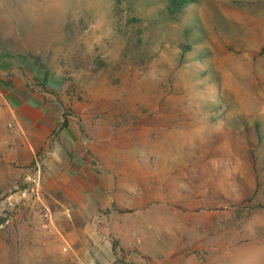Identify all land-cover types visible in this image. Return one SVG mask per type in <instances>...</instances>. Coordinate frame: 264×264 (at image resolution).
<instances>
[{
  "label": "rangeland",
  "instance_id": "1",
  "mask_svg": "<svg viewBox=\"0 0 264 264\" xmlns=\"http://www.w3.org/2000/svg\"><path fill=\"white\" fill-rule=\"evenodd\" d=\"M12 5L0 18V264H78L92 222L80 200L106 187L110 159L151 205L187 206L162 222L203 226L212 258L264 264V0L178 15L166 0Z\"/></svg>",
  "mask_w": 264,
  "mask_h": 264
},
{
  "label": "crops",
  "instance_id": "2",
  "mask_svg": "<svg viewBox=\"0 0 264 264\" xmlns=\"http://www.w3.org/2000/svg\"><path fill=\"white\" fill-rule=\"evenodd\" d=\"M12 13V0H0V18H10ZM105 172L108 182L106 187L98 185L99 182L96 181L97 186L91 188L90 193L84 196L86 201L80 200V211L83 215H91L92 222L84 229H79L83 233V239L87 241L82 240L80 247L75 244L72 258L75 262L78 264L222 263L220 255L212 258L206 253L208 245L203 226L201 231L192 226L193 228H188L186 233L185 228L188 225L178 223L165 225L164 221L162 222L165 215L174 216L188 212L187 206L183 208L177 206L176 200L170 199L160 200L159 206L151 205L150 198L142 188L137 190L127 179L116 180L115 175L112 174L111 159L107 161ZM131 216L138 217L137 219L134 217L136 222L132 223ZM148 216H156V221L150 220ZM189 230L200 232H193L190 235ZM89 231L90 234L87 236L85 232ZM88 249L90 250L87 251Z\"/></svg>",
  "mask_w": 264,
  "mask_h": 264
},
{
  "label": "trees",
  "instance_id": "3",
  "mask_svg": "<svg viewBox=\"0 0 264 264\" xmlns=\"http://www.w3.org/2000/svg\"><path fill=\"white\" fill-rule=\"evenodd\" d=\"M197 2L198 0H166V9L169 14L178 15L184 10L185 7Z\"/></svg>",
  "mask_w": 264,
  "mask_h": 264
}]
</instances>
